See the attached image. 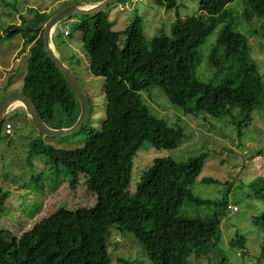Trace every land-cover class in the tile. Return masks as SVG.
I'll return each mask as SVG.
<instances>
[{
  "label": "trees",
  "instance_id": "trees-1",
  "mask_svg": "<svg viewBox=\"0 0 264 264\" xmlns=\"http://www.w3.org/2000/svg\"><path fill=\"white\" fill-rule=\"evenodd\" d=\"M233 1L198 0L203 14L176 20L170 36L161 34L149 41L133 21L125 29H116L107 17L108 9L80 15L71 24L67 36L73 30L80 31L90 72L104 78V116L97 127L90 125L88 116L75 132L85 133L80 144L55 145L48 142L54 138L39 135L32 149L64 165L72 175L70 186L82 174L89 189L96 193V202L91 207L55 209L20 234L15 247L0 234V264H112L108 242L111 230L132 233L151 264H198L193 261L195 257L205 264H221L226 259L217 249V234L232 183L201 177V182L228 184L222 196L215 199L202 198L192 190L206 152L187 161L158 157L142 174L134 192H129L128 186L132 158L144 141L155 148L174 149L184 136L183 126L170 125L144 101L143 93L151 96L148 90L152 85L167 82L189 93L200 92L197 108L211 118L238 109L251 114L264 105L263 77L250 55L249 38L237 28V12L229 7ZM248 2L249 10L246 5L242 7L245 23L248 25L253 13L264 20V0ZM166 4L170 8L176 3L166 0ZM28 11L33 14H20L19 23L7 24L1 31L7 37L20 33L31 45L19 92L31 99L44 122L53 127L67 126L77 116L78 103L43 52L40 25L51 13L35 8ZM248 26L249 32L264 36V27ZM214 32V41L206 54L202 53L200 47ZM122 33L124 45L120 47ZM202 64L206 73L213 72L205 81L197 78ZM7 123L4 118L0 130L4 125L5 135H10L12 126L9 123L10 132H6ZM248 189L250 197L263 204V209L250 219L259 234L257 260L262 261L264 175L248 182ZM145 196L150 199L144 201ZM187 206H213V212L204 221L205 217L196 213L188 215L184 211ZM245 242V235L236 233L229 245L243 249ZM117 260L135 263L123 257Z\"/></svg>",
  "mask_w": 264,
  "mask_h": 264
},
{
  "label": "rangeland",
  "instance_id": "rangeland-1",
  "mask_svg": "<svg viewBox=\"0 0 264 264\" xmlns=\"http://www.w3.org/2000/svg\"><path fill=\"white\" fill-rule=\"evenodd\" d=\"M70 0H0V98L10 91H20L26 73L30 44L25 43L20 33L7 37L1 31L7 24L19 23L20 14L31 16L30 8L41 12L56 13ZM175 5L167 7L166 0H128L109 5L107 17L114 22L116 29H125L132 21L138 26L146 41L161 34L171 35V27L176 20L192 15L203 14L198 0H175ZM248 0H234L229 4L237 12V28L248 38L250 55L256 62L257 69L264 81V36L255 35L247 30L250 27H264V20L256 13L251 15L248 25L242 17ZM251 8V7H250ZM50 14V16H51ZM78 14L59 22L52 37L60 55L71 57L66 60L74 71L81 88L85 92L89 111L90 125L99 126L104 116L105 97L102 76L90 72L88 51L81 40L79 30H73L71 36L63 35L67 26L79 19ZM124 33L120 35L119 46L124 45ZM215 32L200 47L204 54L214 41ZM263 44L260 46L259 44ZM212 71L205 72L203 64L197 70V78L208 79ZM144 100L152 105V111L171 124L184 128V136L174 149L155 148L144 141L132 158V173L128 186L134 192L142 174L151 162L158 157H170L177 161H187L201 152H206L203 167L197 181L192 185L194 193L202 198H219L228 184L201 182V177H212L219 181H229L232 187L228 192V204L237 207L233 211L224 208L220 216L219 241L217 249L225 256L221 264H264L257 260L259 234L252 225V214L263 209V204L249 195L248 182L259 175H264V105L254 109L251 114L243 110L231 111L229 115L211 118L197 108L200 92L180 89L173 84L163 82L152 85ZM181 100V104L177 103ZM187 112V113H184ZM5 122L12 126V134L5 135L2 125L0 130V234L3 239L15 247L18 237L32 225L49 215L55 209L63 207H91L96 202V193L89 189L85 177L80 174L74 186H70L71 174L64 165L50 160L45 153L33 152L35 139L39 134L32 127L25 111L16 108L5 117ZM85 137L83 131L71 134L62 140L54 138L48 142L55 145L80 144ZM252 157V158H251ZM144 201L149 196L142 197ZM149 205H152L150 203ZM191 215L196 213L206 221L213 212V206L185 207ZM108 237L109 253L112 264H123L119 257L133 260L134 264H151L143 247L130 232L111 230ZM244 234L245 247H231L229 240L236 234ZM242 252V255L240 254ZM241 255V256H240ZM198 264H205L203 259L193 258Z\"/></svg>",
  "mask_w": 264,
  "mask_h": 264
},
{
  "label": "water",
  "instance_id": "water-1",
  "mask_svg": "<svg viewBox=\"0 0 264 264\" xmlns=\"http://www.w3.org/2000/svg\"><path fill=\"white\" fill-rule=\"evenodd\" d=\"M122 1L128 0H101L99 2H93L91 0H75L72 3L64 5L40 25V28L42 29L43 52L64 77L78 103V113L75 120L67 126L53 127L42 120L30 98L19 91H10L0 98V125L7 114L16 108H22L32 127L43 137H66L74 134L83 127L89 116L88 99L81 88L74 71L70 68L65 58H63L55 48L52 41L55 27L59 22L65 21L73 15L93 14L106 9L109 5Z\"/></svg>",
  "mask_w": 264,
  "mask_h": 264
},
{
  "label": "built area",
  "instance_id": "built-area-1",
  "mask_svg": "<svg viewBox=\"0 0 264 264\" xmlns=\"http://www.w3.org/2000/svg\"><path fill=\"white\" fill-rule=\"evenodd\" d=\"M68 32H69V30H68V27L66 26L65 28H64V30H63V35H68ZM10 124L9 123H7L6 124V132H10ZM232 209L233 210H235L236 209V207L234 206V207H232Z\"/></svg>",
  "mask_w": 264,
  "mask_h": 264
},
{
  "label": "clouds",
  "instance_id": "clouds-1",
  "mask_svg": "<svg viewBox=\"0 0 264 264\" xmlns=\"http://www.w3.org/2000/svg\"><path fill=\"white\" fill-rule=\"evenodd\" d=\"M234 206H235V205L231 206V205H229V204H228V206H227V207H228L229 209H230V208L232 209V207H234ZM235 207H236V206H235ZM232 210H233V209H232ZM236 210H237V207H236V209H235V210H233V211H236Z\"/></svg>",
  "mask_w": 264,
  "mask_h": 264
},
{
  "label": "crops",
  "instance_id": "crops-1",
  "mask_svg": "<svg viewBox=\"0 0 264 264\" xmlns=\"http://www.w3.org/2000/svg\"><path fill=\"white\" fill-rule=\"evenodd\" d=\"M91 1H93V2H99V1H101V0H91Z\"/></svg>",
  "mask_w": 264,
  "mask_h": 264
}]
</instances>
